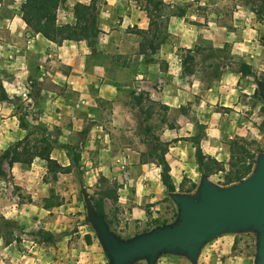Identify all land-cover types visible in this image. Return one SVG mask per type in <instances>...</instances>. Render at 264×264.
Listing matches in <instances>:
<instances>
[{"label":"crops","instance_id":"1","mask_svg":"<svg viewBox=\"0 0 264 264\" xmlns=\"http://www.w3.org/2000/svg\"><path fill=\"white\" fill-rule=\"evenodd\" d=\"M24 1L0 0V86L9 97V101H0V152L25 137L27 130L20 127L21 119L29 129L47 128L45 135L54 145L51 157L63 167L71 163L66 147L77 136L81 137L83 158L111 151L117 161L120 159V164H113V170H124L117 177L119 218L122 223L143 221L150 215L142 205L150 204V212L156 215L162 210L159 203L167 191L161 183V169L141 159L146 152L144 145L138 152L137 143L133 142L137 139L136 121L147 112V107L144 101L132 102L131 95L139 99L142 96L159 107H166L169 117L172 113L178 115L171 127L165 119L159 121L163 128L157 134L163 142L173 143L166 160L175 185L184 176L199 185L202 168L196 162L192 141L196 125H208L203 131L201 147L205 155L219 159V149L224 144L216 121L228 115L209 111L211 119L206 122L203 117L208 109L233 108L243 82L254 78L242 76L229 67L221 68L213 81L207 77L212 66L204 67L203 75L197 71L198 66L193 74H187L182 53L191 50L199 62L212 58L213 49L223 50L228 44L231 49L221 59L229 56L252 66L255 72L256 61L261 56L257 39L260 26L240 23L235 16L233 23L211 20L205 23L201 15L188 8L173 14L165 23L151 27L146 12L136 0H101L97 25L100 36L58 45L30 33L21 14ZM163 1L174 9L176 4L194 3L197 8H207L217 2ZM90 2L67 0L66 8L70 10L77 3L88 5ZM58 24L73 23L67 19ZM138 31L147 33L141 35ZM70 94L75 96L73 100ZM104 103L110 106L108 113ZM16 104L25 106V114L19 110L22 105ZM186 106L189 108L182 111ZM54 129L57 134L50 133ZM4 141L9 142L4 144ZM46 165V161L36 158L31 165L17 163L6 171L13 177L11 186L19 187L30 200L23 202L17 195L12 203L1 194L0 216L7 221L23 222L27 226L25 232L38 233V237L36 240L12 239L6 244L5 233L4 236L0 233V264H102L106 254L89 232H83V227H79L78 237L69 232L70 220L61 211L63 206L52 210L36 206L39 199L48 196L50 184L42 178L47 173ZM35 209L42 216L39 220L33 215ZM44 214L51 217L42 219ZM40 232L45 236L41 237ZM13 234L17 237L16 231ZM172 261L162 257L159 264Z\"/></svg>","mask_w":264,"mask_h":264},{"label":"rangeland","instance_id":"2","mask_svg":"<svg viewBox=\"0 0 264 264\" xmlns=\"http://www.w3.org/2000/svg\"><path fill=\"white\" fill-rule=\"evenodd\" d=\"M215 1L216 0H213V2ZM136 2L143 10L144 2L138 0H136ZM24 3L25 1L23 2V4ZM66 4L67 1L62 3L57 12V23H64L65 20L67 21L68 19L72 21L73 24H75L74 6L76 4L70 10L66 8ZM98 4L101 6V0ZM188 8H192L196 12V14L201 15L202 18H204L205 23H207V21L209 20L215 23H233L235 16L240 23H257L260 26V34L259 36H257V39L259 42L258 46L261 51V56H259L256 61L255 72H253L254 76H252V78L254 79H248L247 83L243 82V89L241 88L238 91V101L234 102L236 105L233 108L228 109L218 107L217 109H208L205 113L206 117H203L204 121H209V119H211V112L209 111L219 112L222 115H228V117H226L224 120L219 117V121H216L219 123L218 126L221 127L222 130L221 141L224 144V148L219 149V159H215L224 165L225 170L223 172H216L215 174L208 176L211 183L218 186L219 188H226L231 185L237 184L234 183L231 185H226V176L231 169L230 147L234 141H236L237 139L244 140V148L256 155L257 158L260 155L264 154V100L260 97V94L258 97L255 96V91L258 90L259 92L257 83L259 81H262L260 79L264 77V0H217L216 3H213L210 7L207 8H197L194 3H183L176 4L175 9L171 7V4L164 3L161 13H157L155 16L158 23H165L167 19H169V17L173 14H179L183 10H188ZM197 10H199V12H197ZM97 16L99 23V9ZM91 45H93V42H91ZM230 49L231 46H229L228 44L223 50L213 49L214 56L212 58L206 60L203 59L199 62L194 61L191 67L195 69L198 66L197 71L202 72V75L204 74L203 72H205L204 67H214L213 69H209L207 77L210 81H213L215 76L220 73L221 68L226 69V67H229L230 70L237 71L239 69L238 63L241 62L234 61L229 56H225L224 60L221 59V55H223V53L225 52H228V50ZM196 50L199 51L200 47H197ZM182 55L184 57L186 53H182ZM217 56H219L220 59ZM69 96L72 100L75 98V96H73L72 94H70ZM135 100L136 97L131 95V101L134 102ZM143 101L146 102L145 106L147 107L146 111H148V114L147 112H145L143 113L142 118L138 117V120L136 121V128L134 129V134L137 139L133 140V142L137 143L138 148L136 150L138 152L140 146L144 145V149L146 150V152L143 153L140 158L144 161L153 162L157 166L158 162L153 149L159 148L161 151H163V149H166V145L168 144V142H163L160 137L157 136L158 133L162 132L163 128V126L159 124V121L165 119L167 122V126L171 127L175 124L178 115H176V113H172L169 117L168 110H165L163 106L159 107L147 97H143ZM17 105H22L20 107H22L23 109L19 107V110L22 111V115L25 114V106H23V104H16V106ZM103 108L105 112L108 113L110 106L104 103ZM188 108L189 107L186 106L181 110L186 111ZM149 114L152 115V118L150 119L148 118ZM196 121L198 120L196 119ZM206 127H208V125L206 124H197L195 130L196 134L192 138V140L197 136H202L204 128ZM38 129L42 131H37ZM45 130H47V128H40L39 126L36 128H30L26 131L25 137L30 134V141L34 143L36 140L41 139ZM50 133L57 134V130H51ZM80 138L81 137L79 136L75 137L72 141L73 143L69 145V147L77 149V151L81 154L82 150L80 148ZM8 142L9 141H4L3 143L6 144ZM171 144L173 143L170 142L168 148H170ZM1 154L2 152H0V155ZM119 160L117 161L116 155H114L111 151H102L101 153L98 152V155H96L95 157L83 158L82 156L79 164V170H74L71 174H60L58 175L57 181L52 180L51 174H43V182H45L44 179H46L48 184H50V187L48 188V196L50 195V190L53 189L55 191V195L59 197L63 202L61 211H64V215L70 220L69 232L74 237L80 236L81 230L79 229V227H83L82 231L89 232L91 236L94 237L96 244L101 246L92 225L87 222V209L82 191L85 190L90 199L91 197H93L94 199H101L103 197V194L107 190L118 191L119 182L117 180V177L118 174H123L124 170H113V164H120ZM4 168L5 171H8L9 169L8 165L6 164ZM200 174L201 177H203V175H206L203 172V168ZM12 181L13 177H9V174L7 173L5 176L0 177V195L5 194L7 198L11 199L12 203H14L13 197L17 195L20 196L21 201L23 202H25L26 199L30 200L29 196H24V194L20 192L21 189L19 187L11 186ZM177 185L178 190L175 194H185L181 193L179 189L183 187L184 190H188L189 188H191L192 183L187 178V176H184L181 183ZM197 189L191 194L186 195H195L197 193ZM170 195L166 192V197L159 203L161 204L162 210L157 212L156 215H153L150 212V204H143L142 207L147 210L148 214L150 215L149 218L143 221L126 220L123 223V220H120L119 218L121 216L119 206L117 204L119 200L115 202L111 199H105L104 209L108 217V221H106L109 224L110 230L117 234L120 238L128 240L141 233H145L146 230L151 229V227L154 225V221H169V224H172L177 218L178 208L171 199ZM43 199H39L36 203V206H38L39 208H43ZM17 201L21 203L20 200ZM32 212L36 220L41 219L40 217L42 216H40L41 214L39 213V210L35 209ZM26 217L28 218V216ZM50 217L51 215L44 214V217L42 219L48 220ZM31 223L32 226L35 227L36 223L34 221H32ZM26 227L27 226L23 222L7 221L0 216V233L3 236L5 233L6 236L4 237L6 241H10L12 239H18L19 241H22L23 239L36 240L38 237V233L31 234L25 232ZM13 231H16L17 237L13 234ZM41 237L44 236L41 235ZM257 243L258 237L255 232L228 233L221 235L209 242L202 249L197 264H256ZM101 249L104 252L102 246ZM162 257L168 259L171 258L173 260L171 263L173 264H192V262L186 256L165 254L160 258ZM159 259L156 264H159ZM108 263L109 259L106 255V259L102 264ZM136 264L148 263L146 260H143Z\"/></svg>","mask_w":264,"mask_h":264},{"label":"water","instance_id":"3","mask_svg":"<svg viewBox=\"0 0 264 264\" xmlns=\"http://www.w3.org/2000/svg\"><path fill=\"white\" fill-rule=\"evenodd\" d=\"M264 100V81H259ZM90 223L109 259L108 264H156L165 254L186 256L197 264L202 249L228 233L255 232L258 237L256 264H264V154L249 177L235 185L219 188L203 175L195 195L171 194L178 208L172 224L124 240L110 230L97 214L85 190L82 191Z\"/></svg>","mask_w":264,"mask_h":264},{"label":"trees","instance_id":"4","mask_svg":"<svg viewBox=\"0 0 264 264\" xmlns=\"http://www.w3.org/2000/svg\"><path fill=\"white\" fill-rule=\"evenodd\" d=\"M67 0H25V3L21 7L22 19L26 23L33 35H41L45 39L55 43L62 44L65 41L81 42L89 41L98 37L100 30L98 29V3L100 0H91L90 4L77 3L74 6L75 24L58 25L57 12L62 3ZM144 2L143 10L146 12L149 18L151 27L158 23L156 14L161 13L164 3L161 0H138ZM159 17V16H158ZM147 32L138 31V34H146ZM151 47H153L151 45ZM186 55L183 57V69L187 74H193L194 68L191 67L195 58L191 50L185 51ZM238 73L245 77L254 76L252 66L241 62L238 63ZM260 80L264 81V77ZM255 96H259L258 90L255 91ZM0 101H9V97L0 86ZM138 103L143 101L142 96L136 98ZM165 110H168L164 107ZM148 114V111H147ZM148 118H152L149 114ZM20 127L28 130L29 125L23 119L20 120ZM36 130V129H35ZM37 131H42L38 129ZM194 147L196 149L195 157L197 164L203 168L204 174L211 176L216 172H223L225 170L224 165L211 156L204 154L201 147L202 136H197L193 140ZM242 139H237L231 144V161L230 171L226 176V185L242 182L253 172L256 164V155L245 149ZM166 149L161 151L159 148H154L153 152L157 159V166L161 168V183L165 187L167 193L173 194L177 192V186L175 185L172 175L171 167L166 160V154L169 150V143L166 145ZM54 145L51 139L43 133L41 139L36 140L34 143L30 141V134L22 140L17 141L11 145L8 149L2 152L0 155V177L6 175L5 164L12 168L14 164L20 163L24 165H31L36 158H40L47 163V173L52 175V180L57 181L60 174H71L74 170H79V164L81 161V154L77 149L73 147H66L67 154L70 157V165L63 167L57 161L51 157ZM242 151V153H241ZM46 183L47 180L44 179ZM198 185L193 184L188 190H184L183 187L179 189L181 193L191 194L197 189ZM118 191L107 190L101 199L91 200L94 203L97 214L103 216L107 221L108 217L104 209V200L111 199L118 201ZM62 200L55 195L53 189L50 190V195L43 199V209L52 210L62 206ZM169 221H154V225L151 227L165 226L169 224ZM146 230L145 232L150 231ZM39 234L45 236L43 232ZM87 242L90 243V237H86ZM10 241H6V244H10Z\"/></svg>","mask_w":264,"mask_h":264}]
</instances>
